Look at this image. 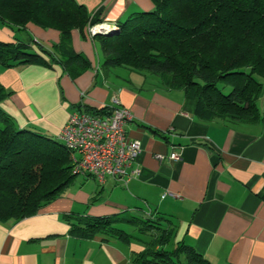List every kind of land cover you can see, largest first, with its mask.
<instances>
[{
  "label": "crops",
  "instance_id": "1",
  "mask_svg": "<svg viewBox=\"0 0 264 264\" xmlns=\"http://www.w3.org/2000/svg\"><path fill=\"white\" fill-rule=\"evenodd\" d=\"M75 1L90 15L69 41L84 68L64 67L55 53L57 29L0 23L1 41L24 43L45 60L0 69V83L10 92L0 108L17 128L56 139L73 107L106 116L102 108L117 97L132 116L128 136L141 142L140 173L126 185L77 175L34 215L0 222V264H135L147 238L127 221L149 211L169 223L170 245H188L211 264H264V124L201 119L194 101L159 77L102 65L98 38L87 27L120 25L124 17L151 10L150 0ZM102 217H114L136 238L84 235L75 225Z\"/></svg>",
  "mask_w": 264,
  "mask_h": 264
},
{
  "label": "trees",
  "instance_id": "2",
  "mask_svg": "<svg viewBox=\"0 0 264 264\" xmlns=\"http://www.w3.org/2000/svg\"><path fill=\"white\" fill-rule=\"evenodd\" d=\"M150 1L151 10L135 12L118 30L94 37L102 65L159 77L164 86L194 101L201 119L264 124V0ZM89 21L88 10L75 0H0L1 24L31 22L59 31L55 53L65 68L86 66L69 41L71 30H83ZM35 62L45 60L24 43L0 40V69ZM225 87H230L227 92ZM9 94L0 83V101ZM76 176L69 152L57 139L17 128L0 108V222L34 215ZM152 214L127 221L147 236L135 264H211L188 245H170L169 223ZM113 219H79L83 225H75L84 235L130 242L134 236Z\"/></svg>",
  "mask_w": 264,
  "mask_h": 264
},
{
  "label": "built area",
  "instance_id": "3",
  "mask_svg": "<svg viewBox=\"0 0 264 264\" xmlns=\"http://www.w3.org/2000/svg\"><path fill=\"white\" fill-rule=\"evenodd\" d=\"M119 28L115 22L102 21L89 25L87 32L89 36L104 35ZM102 109L106 116L73 107L56 139L69 152L72 171L77 175H88L101 183L114 178L126 185L140 173L141 142L128 136L125 125L132 116L117 97ZM177 157V153L170 155Z\"/></svg>",
  "mask_w": 264,
  "mask_h": 264
},
{
  "label": "rangeland",
  "instance_id": "4",
  "mask_svg": "<svg viewBox=\"0 0 264 264\" xmlns=\"http://www.w3.org/2000/svg\"><path fill=\"white\" fill-rule=\"evenodd\" d=\"M120 21H121V23H124V22L126 21V17L122 18ZM101 22H102V21L94 22V23L91 24V26H92V25H95L96 23H101ZM119 26H120V25H119ZM87 28H88V27H87ZM99 34H100V33H99ZM96 35H98V34H96ZM96 35H93V36H90V37L94 38ZM218 85H219V84H218ZM263 85H264V84H263ZM229 88H230V87H225L224 91L227 92V91L229 90ZM263 89H264V87H263ZM258 105H259V107L262 106V101H261V99L258 101ZM78 177H80V176L78 175L77 178H78ZM123 229L126 230V231H129V227H126V226H125ZM130 233H131V232H130ZM133 236H134V238H136L135 235H133ZM142 237H143V238H145V237L147 238V236H145V235L142 236Z\"/></svg>",
  "mask_w": 264,
  "mask_h": 264
}]
</instances>
